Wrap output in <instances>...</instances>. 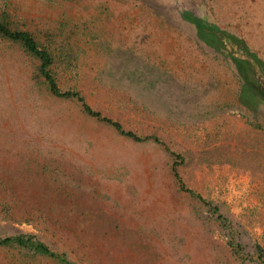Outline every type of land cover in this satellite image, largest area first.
Returning a JSON list of instances; mask_svg holds the SVG:
<instances>
[{"label":"rangeland","instance_id":"374dc122","mask_svg":"<svg viewBox=\"0 0 264 264\" xmlns=\"http://www.w3.org/2000/svg\"><path fill=\"white\" fill-rule=\"evenodd\" d=\"M185 8L264 60V0H0L2 21L50 44L62 90L145 136L51 93L0 35V236L76 264H264V101ZM0 264L66 263L6 244Z\"/></svg>","mask_w":264,"mask_h":264},{"label":"trees","instance_id":"16d2710c","mask_svg":"<svg viewBox=\"0 0 264 264\" xmlns=\"http://www.w3.org/2000/svg\"><path fill=\"white\" fill-rule=\"evenodd\" d=\"M181 16L192 22L200 35L215 48H225L228 55L234 60L236 66L240 69H246L253 72V85L258 97L264 101V60L252 50L245 40L236 33L220 27L215 22L209 21L204 17L193 13L189 9H182ZM0 35L11 40L20 42L21 45L32 54L37 60L38 75L41 76L46 84L48 90L56 96L73 97L81 101L84 111L92 116L104 120L111 124L120 133L129 136L133 139L140 140L145 136H141L131 129H125L118 120H115L107 115H102L99 110L92 108L84 101L83 95L77 89L62 90L58 85L57 77L54 75L52 65L55 63V53L50 44H40L27 29L16 28L13 29L6 22L0 19ZM242 86H246L243 84ZM156 140L158 138L154 136ZM193 195L201 198L200 194L195 193L190 188H187ZM218 209L216 206H212ZM16 244L17 246H29L36 252H41L53 257L66 264H76L69 260L65 252H58L53 250L44 241L37 239L31 233H16L11 235L0 236V245ZM261 249V248H260ZM260 254V253H259Z\"/></svg>","mask_w":264,"mask_h":264}]
</instances>
